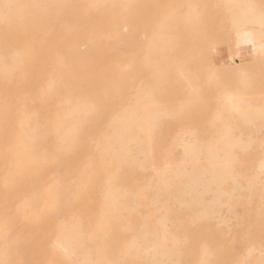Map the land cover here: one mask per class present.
I'll return each instance as SVG.
<instances>
[{
	"label": "rangeland",
	"instance_id": "374dc122",
	"mask_svg": "<svg viewBox=\"0 0 264 264\" xmlns=\"http://www.w3.org/2000/svg\"><path fill=\"white\" fill-rule=\"evenodd\" d=\"M233 23L222 0H0V264H264V55L233 57Z\"/></svg>",
	"mask_w": 264,
	"mask_h": 264
},
{
	"label": "bare ground",
	"instance_id": "6f19581e",
	"mask_svg": "<svg viewBox=\"0 0 264 264\" xmlns=\"http://www.w3.org/2000/svg\"><path fill=\"white\" fill-rule=\"evenodd\" d=\"M224 5L226 6V9L230 12V22H234L232 25L233 33L237 40V47L234 51L233 57H236L238 53L244 49L247 48L251 53L264 55V12L262 11H256L254 9L253 1L252 0H222ZM137 3V2H136ZM110 4V3H109ZM117 4V3H116ZM48 6V5H47ZM64 6V5H62ZM61 6V7H62ZM65 7V6H64ZM115 8V7H114ZM14 10V9H13ZM28 10V8H27ZM30 10V9H29ZM134 10V8H133ZM28 12V11H27ZM96 12V11H95ZM29 13V12H28ZM128 13V12H127ZM132 14V13H131ZM188 17L191 19L196 17V10L194 7H190L188 10ZM38 24V23H37ZM39 28V27H38ZM120 31V30H119ZM94 40V38H93ZM31 41V39H30ZM116 41V40H115ZM167 40L164 38V36L157 32L155 35L154 43L158 47H161L165 45ZM28 43V42H27ZM95 45V43H94ZM23 46V44H22ZM106 48V47H105ZM150 49V48H149ZM12 51V50H10ZM9 51V52H10ZM32 52V51H31ZM56 52V51H54ZM8 53V52H7ZM24 54V53H23ZM68 54V53H67ZM57 55V53H56ZM68 58V57H67ZM58 60V59H57ZM60 60V59H59ZM63 63V61H62ZM64 64V63H63ZM64 69H67V67ZM1 76V75H0ZM70 76V75H69ZM60 77V76H59ZM74 77V76H72ZM10 79V78H9ZM58 80V78H57ZM62 80V79H60ZM73 80V79H72ZM76 80V78H75ZM81 80V79H80ZM75 84V81L73 82ZM76 85V84H75ZM78 85V84H77ZM45 86V85H44ZM43 88V87H42ZM80 90V87L78 88ZM82 93V91H81ZM55 95V94H54ZM101 95V94H100ZM222 98V105L228 110V111H235V112H241L243 115H245V118L248 119L250 116L246 114L247 110L245 108H240L239 103L236 101L238 98L235 97L232 93H223L221 95ZM33 100V99H32ZM45 100V99H44ZM40 101V100H39ZM91 102V101H90ZM3 103V102H2ZM39 103V102H38ZM72 104V103H71ZM93 104V103H92ZM141 105V104H140ZM98 107V106H97ZM124 107V105H123ZM57 108V107H56ZM108 108V107H107ZM22 109V108H21ZM92 109V108H91ZM95 111V109H94ZM93 111V113H94ZM83 115V114H82ZM26 117V116H25ZM80 117V116H79ZM62 118V117H61ZM81 118V117H80ZM79 118V119H80ZM143 118V117H142ZM72 119V118H71ZM4 120V119H3ZM54 121V120H53ZM77 121V120H76ZM26 122V121H25ZM71 123V122H70ZM69 123V125H71ZM56 126V125H55ZM138 128H140L143 131H146V127L144 124L138 121ZM23 130V129H22ZM19 134V132H18ZM52 134V133H51ZM54 136V135H53ZM98 137V136H97ZM102 138V137H101ZM33 142V141H32ZM97 144V142H96ZM101 144V143H100ZM71 145V144H70ZM180 146L183 148V154L189 155L191 153H194L193 147L194 144L192 142H186L182 141L179 143ZM76 147V146H75ZM62 149V148H61ZM22 150V149H21ZM63 151V150H62ZM107 152V151H106ZM145 157V156H144ZM149 160V159H148ZM18 162V161H17ZM21 163V162H20ZM32 164V163H31ZM146 164V163H145ZM21 165V164H20ZM24 166V164H23ZM213 170L218 169L217 165L211 166ZM176 173L181 172V168L176 169ZM264 172V162H259L257 165V174ZM164 174V169L159 168L156 170V175L158 177L157 183L158 185L164 190V182L162 180ZM229 175L227 172H223L219 174L220 180H225ZM197 178L193 177L190 178V182L188 185V188H186V191H190L194 189L195 185L198 183L196 182ZM200 185H205L203 181L199 182ZM127 190V189H126ZM55 199V198H54ZM52 202H49V204ZM20 211V210H19ZM161 220V219H160ZM111 226V225H110ZM115 230V229H114ZM174 230V229H173ZM165 236L162 238H153V239H142L141 244L138 246L141 247V250H144L146 252L152 251L156 252L157 249L161 247V244L163 243ZM171 238V237H170ZM105 240V239H104ZM132 240V239H131ZM103 241V240H101ZM67 244H71L73 242L72 239H66L65 241ZM107 243V242H106ZM66 244V245H67ZM136 244V241H133L131 243V246H134ZM63 249L65 246H60ZM89 248V247H88ZM87 249V247H86ZM85 249V250H86ZM139 249V248H138ZM251 250V249H250ZM90 252V251H89ZM248 256V255H247ZM79 261V260H78ZM113 263V262H112ZM77 264H88L86 261L78 262ZM90 264H96L94 262H91ZM126 264V263H125Z\"/></svg>",
	"mask_w": 264,
	"mask_h": 264
}]
</instances>
